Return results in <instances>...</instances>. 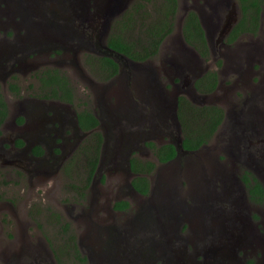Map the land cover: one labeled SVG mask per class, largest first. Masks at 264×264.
<instances>
[{
    "label": "rangeland",
    "instance_id": "1",
    "mask_svg": "<svg viewBox=\"0 0 264 264\" xmlns=\"http://www.w3.org/2000/svg\"><path fill=\"white\" fill-rule=\"evenodd\" d=\"M107 1L0 0V65L6 73L10 71L3 81L0 78V90L8 109L5 129L15 115H24L16 110L15 102H19V107L20 103L22 106L37 96L39 82L35 77L47 69H58L66 76L65 70L69 69L76 75L75 78L66 76L72 82L69 84L72 103L77 110L86 108L98 116L103 136L100 152V159H103L89 186L91 191L71 188L72 184L80 187L84 183L86 159L83 150L87 147V136L81 139L62 170L55 174L28 173L9 164L5 154L7 143L0 144V264H79L72 251L63 252L64 223L68 224L69 233L75 235L79 255L90 258L89 264H98L96 258L106 253L111 235L114 232L122 235L123 227L129 226L135 216L142 215L145 218L142 236L152 235L158 241L163 240L148 244L146 253L151 255L153 251L152 256L157 257L154 264H200L201 259L208 264L212 252L218 254L215 264H264V199L253 202L243 187V177L254 176L247 157L264 160V0H261V30L255 35H242L228 46L221 43L225 35L218 42L217 39L222 26L225 23L229 26L236 20L235 0H178L173 31L163 41L157 56L143 63L121 60L118 80L103 82L90 73L86 57L90 55L92 60L97 57L96 53L76 57L70 52L65 68H42L43 61L35 56L38 53L24 48L30 33L40 36L42 30L58 25L49 16L55 13V6L70 17L68 23L73 17L78 18L77 21H92L93 15L108 13ZM137 2L139 0H118L110 17L109 14L101 15L104 24L100 34L107 27L102 44L113 21ZM158 3L159 0H152L144 4L145 15L149 14L146 19L154 16ZM23 10L30 16H41L42 24L47 23L48 27L41 29L37 18L28 20L27 24L24 20L18 24L13 14ZM188 10L198 14L206 32L210 52L205 63L197 59L182 39L181 24ZM11 24L25 28L28 34H12ZM64 29L71 34L74 28ZM73 39L77 45L81 41L79 34ZM56 50L46 55L53 56ZM14 61L16 63L10 68L5 66ZM195 65L202 68L200 75L217 72L218 85L214 92L200 95L194 91V75L190 68ZM12 81L19 88L17 96L8 89ZM177 96H184L197 105L221 107L222 124L200 151L191 156L182 154L167 166H156L154 172L147 175L151 190L145 200L130 198L128 212L122 215L112 212L114 199H126L134 194L130 187L134 175L124 156L151 159L145 148L140 147V141L145 136H157L159 142L168 137L157 134L159 129L155 127H146L145 122L152 117L160 121L171 119ZM150 101L153 106L147 104ZM114 103L117 107H107ZM139 109L144 116L137 113ZM127 112L130 119L125 127L116 126L115 122L120 124ZM104 114L117 116V120L107 124ZM131 120L136 127L127 126ZM250 127L254 133L248 132ZM68 167L70 170L66 172ZM256 169L257 174L264 176V168ZM254 177L264 185V179ZM81 192L84 197L79 201L77 195ZM180 211L188 215L185 220H181ZM167 223L173 227L170 239L163 231ZM178 235L185 240H177ZM193 251L206 253L207 258L198 253L201 259L197 260ZM177 256L183 257L179 263L175 262Z\"/></svg>",
    "mask_w": 264,
    "mask_h": 264
},
{
    "label": "flooded vegetation",
    "instance_id": "2",
    "mask_svg": "<svg viewBox=\"0 0 264 264\" xmlns=\"http://www.w3.org/2000/svg\"><path fill=\"white\" fill-rule=\"evenodd\" d=\"M236 1V0H235ZM237 3V17L236 20L231 23L229 26L223 25L221 28V32L219 33V39H217V42L219 40H222V36L225 35V40H223L221 43L225 46H228V42L226 41L227 34L232 30V27L236 24L238 19L240 18V9L238 2ZM55 14L50 13L49 16L55 18V22L59 25H62V31L65 32L66 27L69 29L74 28L72 31L71 37H66L64 39H61L57 36H52L51 38L47 37L46 31L42 30V35L38 36L35 34V37L33 36V33H30V39L28 44L24 47L27 51L32 50L33 52H37L38 54H35L36 57L40 58L43 63L40 67L44 68L46 66L55 67V68H65L67 66V62L69 61V53L72 52V54H75L76 57L85 56L86 54H97L101 55L103 51V47L101 46V39L105 34V29L103 30V34H100V30L102 29V26L104 24L103 16L101 15H93L92 21L91 20H76L78 18L73 17L72 20L68 23V19H65L60 16V14L63 11H59L58 8L55 6ZM263 11L262 3H261V11L259 15V23H258V29L257 32L261 30V13ZM46 14V13H45ZM27 15V16H26ZM198 15V14H197ZM13 16H16L17 20L16 22L19 24L21 21L24 20V22L27 24L29 23L31 19L37 18L39 22V26H42V23H44V20H41V16H37L33 14L32 16L26 14V11H20L19 13L13 14ZM29 19H28V18ZM199 17V16H198ZM32 21V20H31ZM200 21V18H199ZM201 22V21H200ZM15 24H11L10 27L12 30V34L22 35L25 32L28 34V31H26L25 28L20 29L19 27H13ZM44 29V28H41ZM68 29V30H69ZM67 34V32H65ZM77 34L80 35L81 41L77 45L75 39H73V36H77ZM36 41H40L42 39H46L45 41H49L48 43L35 45L37 43ZM97 39V41H96ZM183 39V38H182ZM184 41V40H183ZM57 48H60L61 50H56ZM95 49V50H94ZM192 49V48H191ZM53 50H56L54 55H46L47 52H53ZM193 50V49H192ZM51 52V53H52ZM198 60L201 58L196 54V52L193 50ZM43 53V54H40ZM104 56V55H102ZM200 61L204 62L203 59ZM206 62V61H205ZM204 62V63H205ZM16 62L14 61L12 64L11 62L9 64H5L7 68H10L13 66ZM119 64V71L121 69L120 63ZM53 70V69H50ZM58 72V69H56ZM201 69H198L195 65L193 68H190V73L192 74L194 80L192 82V86L195 92L196 89L194 88V82L203 75L201 73ZM66 76L70 77L72 76L75 78V73L72 70L66 69L65 70ZM59 73V72H58ZM61 74V73H60ZM119 72L118 74L112 78L111 80H118L119 79ZM82 77V74L80 78ZM35 79L38 81V78L35 77ZM39 82V81H38ZM198 93V92H197ZM199 94V93H198ZM201 95V94H200ZM19 99V98H18ZM40 98L33 96V98H30L27 102L21 106L18 107L19 102H15V106L17 107L16 110L22 112L24 115L21 117L19 114L15 115L13 120L11 121V125L5 129L7 125H5V121L1 125V134H0V144H3V142L7 143V149L5 151V154L9 157V160L7 161L9 164H12L14 166L21 167L24 169V171L28 173H37L40 172L41 174L44 173H58L62 170V167L65 162L68 161L70 156L74 153L75 149L79 146L81 143V139L89 137V135L95 131L100 129V120L96 114L93 113L94 117L97 120V125L89 130H82L80 125L78 124L77 114L81 110H77L74 106V103H66L62 101H52V100H39ZM177 99V97H176ZM40 102V103H38ZM147 104L154 105L153 102H147ZM125 106V105H124ZM136 106V103H135ZM108 108L113 109L117 107V104L114 103L113 105H107ZM136 108V107H134ZM152 109L150 108V111ZM138 114L143 115V112L139 109L137 111ZM130 114V113H129ZM128 112L124 115L123 120L120 124H118L117 116H114L112 114H104V122L107 124H113L115 121V125L124 128L125 124L129 121L130 118ZM127 116V117H126ZM126 117V119H125ZM21 118V121L18 122L17 120ZM224 119V118H223ZM222 119V121H223ZM222 121L220 124H222ZM146 127H152L157 128L159 131H157V134H165L168 139L159 142L157 136L155 138H148L147 136L144 137L143 140L140 142V147L145 148L146 153L148 154V157L151 158L150 160H141L139 158H136L141 161H151L155 163V168L164 167L167 166L174 161H176L182 154H188L192 155L198 151H200L204 146L202 145L198 150H184L182 148H178L177 154L169 160H167L164 163H159L156 159V156L154 154V150L157 147H160L164 144L171 143L173 144V141L177 138L181 137V130L180 125L177 121V119H166L164 121H160L159 118L152 117L150 121L145 122ZM250 126L251 122L249 121ZM149 124V125H148ZM131 128H134L136 126L132 125V120L127 125ZM220 126V125H219ZM259 128L263 127L262 125H257ZM142 128V127H141ZM219 128V127H218ZM4 129V130H3ZM147 129V128H146ZM218 130V129H217ZM216 130V131H217ZM260 130V129H259ZM256 131V130H255ZM249 133H254L253 129L250 127L248 130ZM216 133V132H215ZM173 140V141H172ZM181 140V138H180ZM18 141L21 142V144H18ZM80 142V143H79ZM87 142V141H86ZM88 144V142H87ZM103 144V142H102ZM101 144V147H102ZM152 144V146H150ZM2 147V145H1ZM88 148V146H87ZM120 153L123 154V150L119 149ZM101 152V149H100ZM111 157V156H109ZM118 157V156H117ZM112 158V157H111ZM119 158V157H118ZM135 157H129L124 156V159L126 161V164L131 171L130 168V160ZM102 159H100V154L98 158V163L96 166V170L94 172V176L92 178V181L90 182L89 186L92 185V182L96 176V173L99 169V162H102ZM105 159H107L105 157ZM247 164L250 168V171L254 174V176L260 177L261 179H264V176L260 173L257 174V169L262 170L264 168V160L260 159H254L250 156L246 159ZM4 162V161H3ZM155 170V169H154ZM154 172V171H153ZM134 175V173L132 172ZM150 175V174H149ZM254 176H249L250 181L252 182V178L256 179ZM134 177V176H133ZM149 176H147L148 178ZM149 181V179H148ZM258 181V180H257ZM264 187V185H262ZM130 187L134 194H130L131 196L126 199H114L111 211L114 213H117L118 215H122L123 213H126L130 210V203L132 200H129L130 198L135 197L137 200H145L151 190V184L149 183V191L147 194H141L137 192L131 185L130 181ZM243 187L246 189L247 195H249V192L247 191V185L245 182L243 183ZM92 188L84 189V191H91ZM84 193V192H82ZM90 195V194H89ZM160 196L162 194L160 193ZM78 200L82 201V198L80 195H77ZM80 197V198H79ZM89 198V196H88ZM250 198V196H249ZM251 199V198H250ZM256 199V197H255ZM253 200L257 201V200ZM264 194L261 197V200L263 201ZM126 201L128 202L129 206L127 209H113V204L116 201ZM261 200L257 201L260 202ZM261 201V202H262ZM182 213V216L180 217L181 220H185L188 215L184 211H180ZM204 220V219H203ZM211 220V219H210ZM212 221V220H211ZM145 218L143 215L141 217L135 216L134 221H132L129 226L123 227V234L120 235V232L113 233L110 237L109 243L107 245V251L105 254H103L101 257L96 258V263L98 264H154L157 257L152 256L154 252H150L151 255H148V244L151 242H157L161 243L163 242L162 239L156 240L154 236H142L143 235V228H144ZM200 227V224H199ZM179 230V228H178ZM163 231L165 232V236L169 239L172 237L171 233L173 231V227L171 223H167L166 225H163ZM212 233V231H211ZM177 240H185L182 235H178L176 237ZM63 252H65L67 249L62 246ZM215 250V248H214ZM69 251V250H68ZM160 252V250L158 249ZM147 252V253H146ZM195 253L193 256L200 260V256L198 253L204 254L203 252L199 251H193ZM249 253V251H248ZM214 252H212V255ZM159 255V254H158ZM178 255V254H176ZM251 255V253H250ZM199 256V257H198ZM207 256V254H204V257ZM85 257V256H84ZM203 257V258H204ZM151 258V260H150ZM177 258H179L177 256ZM181 259L183 260V257L181 256ZM210 259H212L210 257ZM256 259V258H255ZM201 259L200 264H204V260ZM90 258H86V264L90 263ZM78 262V261H77ZM232 264V263H231Z\"/></svg>",
    "mask_w": 264,
    "mask_h": 264
},
{
    "label": "trees",
    "instance_id": "3",
    "mask_svg": "<svg viewBox=\"0 0 264 264\" xmlns=\"http://www.w3.org/2000/svg\"><path fill=\"white\" fill-rule=\"evenodd\" d=\"M236 1L240 9V18L226 36V41L230 45L242 35H255L257 33L261 11V0ZM149 2H152V0H139L120 17L116 18L106 39L107 47L111 51L122 54L132 62L143 63L154 59L163 41L172 33L174 28L178 0H159L154 10V16L151 19H146L149 14L145 15L143 7L145 3ZM181 35L185 44L192 48L201 59L204 61L208 60L209 44L199 17L193 10H188L183 17ZM86 59L88 70L100 81L110 80L119 71L118 64L110 57L97 56L91 60L89 55ZM217 77L215 70L203 74L194 82V88L201 95L210 94L217 88ZM38 81L39 87L36 97L45 101L58 100L72 103V87L68 84L64 74L58 73L55 69H47L38 77ZM8 89L15 96L19 94V88L15 81L8 83ZM176 103V119L181 130L180 147L188 151L198 150L214 136L224 117L223 109L212 104L197 105L184 96H178ZM7 116V104L0 90V134L1 125ZM77 119L82 130H89L97 125V120L93 113L86 108L81 109L77 114ZM17 121L20 122L21 118ZM87 142L88 148L86 147L83 150L86 159L83 168L84 183L80 187L72 184L71 188L73 191L78 188L87 189L92 181L103 142L101 132L99 130L93 131L87 138ZM18 144H21V142L18 141ZM154 154L159 163H164L173 158L177 154V150L174 145L167 143L155 148ZM130 168L134 173V177L131 179L132 187L141 194H147L149 191L147 175L153 173L155 163L132 158L130 160ZM65 170L69 172L70 168H65ZM243 180L247 185L251 200H254L255 197V200H261L264 194V187L254 178H252L251 182L249 176L243 177ZM78 194L81 198L84 197V193ZM128 206V202L121 200L114 202L113 209H127ZM55 216L56 219H60L59 215ZM62 230L66 234L63 247L72 251L79 264H86V257L79 255L75 235L69 233L67 223H64Z\"/></svg>",
    "mask_w": 264,
    "mask_h": 264
},
{
    "label": "water",
    "instance_id": "4",
    "mask_svg": "<svg viewBox=\"0 0 264 264\" xmlns=\"http://www.w3.org/2000/svg\"><path fill=\"white\" fill-rule=\"evenodd\" d=\"M112 1L113 0H108L107 1V4H106V6L108 7V13H102V14H100V15H103V14H109V17H110V15H111V12H112V9H114L116 6H117V3H118V0L117 1H115L114 3H112ZM112 3V4H111ZM65 11H63L61 14H60V16L61 17H63V18H65V19H68V18H70V17H68V16H65V13H64ZM32 26V25H31ZM40 28H46V27H48V24L46 23V24H42V26H39ZM62 25H57V26H49L48 28H46L45 30H46V33L45 34H47V37L48 38H51L52 36H57V37H59V38H61V39H64L65 37H66V35H67V37L69 38V37H71L72 36V34H66L65 32H63L62 31ZM74 37H77V36H73V38ZM34 40H35V38H34ZM46 39H42V40H40V41H36L37 43H40V44H44V43H48L49 41L47 40V41H45ZM101 44V46L103 47V51H102V53L101 54H103V55H106V56H108V57H110V58H112V59H114L115 61H117V62H120L121 60L122 61H124V62H128V60H126V58L123 56V55H121V54H118V53H115V52H113V51H111V49L110 48H108L105 44H102V43H100ZM131 63V62H130ZM133 63V62H132ZM0 70H1V73H0V78H1V80L3 79L4 80V77H6V75L10 72V71H7V73L5 72V71H3L2 70V67H1V65H0ZM2 80V81H3ZM175 110H176V100H175V109H174V113H173V116H172V119H175L176 118V113H175ZM173 144H174V146H175V148H176V150L178 151V148H181L180 147V138H177V139H175L174 141H173ZM205 258H207V256H205ZM209 259H208V261L210 262V263H208V264H212V262H214V264H215V261L218 259V254L216 255L215 253L211 256V258L212 259H210V256L208 257ZM180 260H181V257H179L175 262L176 263H179L180 262ZM220 260V259H219ZM221 261V260H220ZM181 264V263H180ZM206 264V263H205Z\"/></svg>",
    "mask_w": 264,
    "mask_h": 264
},
{
    "label": "clouds",
    "instance_id": "5",
    "mask_svg": "<svg viewBox=\"0 0 264 264\" xmlns=\"http://www.w3.org/2000/svg\"><path fill=\"white\" fill-rule=\"evenodd\" d=\"M26 11V10H25ZM55 14V13H54ZM27 16V15H26ZM55 19V18H54ZM200 24H201V22H200ZM201 26H202V24H201ZM202 28H203V26H202ZM204 29V28H203ZM205 31V30H204ZM205 35H206V32H205ZM249 35V34H248ZM206 38H207V36H206ZM207 42H208V39H207ZM104 44L107 46V44H106V40H104ZM208 44H209V42H208ZM103 54H101V55H97V56H102ZM122 55V54H121ZM104 56H106V55H104ZM108 57V56H107ZM126 58V57H125ZM112 59V58H111ZM127 59V58H126ZM114 60V59H113ZM115 61V60H114ZM130 61V60H129ZM117 64L118 63H120V62H117V61H115ZM130 62H132V61H130ZM136 63H138V62H136ZM118 66H119V64H118ZM56 70V69H55ZM119 72V71H118ZM60 73V72H59ZM63 74V73H62ZM118 74V73H117ZM65 76V75H64ZM66 77V76H65ZM115 77V76H114ZM113 77V78H114ZM67 78V77H66ZM69 78V77H68ZM68 78H67V81H68ZM112 79V78H111ZM110 79V80H111ZM110 80H108V81H110ZM108 81H103V82H108ZM72 82H69L68 81V84H71ZM178 97V96H177ZM39 100H41V99H39ZM52 101H58V100H52ZM177 104V103H176Z\"/></svg>",
    "mask_w": 264,
    "mask_h": 264
}]
</instances>
